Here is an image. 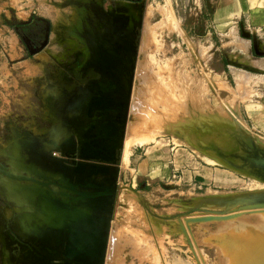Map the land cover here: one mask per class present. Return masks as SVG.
Wrapping results in <instances>:
<instances>
[{
  "label": "rangeland",
  "instance_id": "1",
  "mask_svg": "<svg viewBox=\"0 0 264 264\" xmlns=\"http://www.w3.org/2000/svg\"><path fill=\"white\" fill-rule=\"evenodd\" d=\"M218 1L46 0L24 21H0V165L27 174L26 163L61 157L60 144L87 125L99 80L87 67L91 37L105 38V12L128 17L136 66L104 264H231L242 241L263 243L264 208L210 211L224 209L220 198L264 192L234 167L245 153L237 140L264 149L245 112L264 91V46ZM24 23L35 38L50 26L25 58L13 29ZM20 185L0 172V264L38 251L42 221Z\"/></svg>",
  "mask_w": 264,
  "mask_h": 264
},
{
  "label": "water",
  "instance_id": "2",
  "mask_svg": "<svg viewBox=\"0 0 264 264\" xmlns=\"http://www.w3.org/2000/svg\"><path fill=\"white\" fill-rule=\"evenodd\" d=\"M104 14L101 23L106 29L105 38L103 33L95 32L90 40L87 67L98 74L99 80L88 89L91 94L84 111L87 125L75 127L76 137L60 144L61 157L46 159L39 165L26 163L27 174L14 173L0 165L2 175L22 182L16 190L29 195L39 215L33 220L42 221L33 225L38 251L22 253L13 264L105 262L118 190L116 164L124 142L137 42H132L127 33L126 15L114 10ZM237 141L245 153L237 156L242 162L234 167L264 181V149L254 142L247 149ZM217 203L224 207L210 210L217 214L231 208H264V192L220 198Z\"/></svg>",
  "mask_w": 264,
  "mask_h": 264
},
{
  "label": "crops",
  "instance_id": "3",
  "mask_svg": "<svg viewBox=\"0 0 264 264\" xmlns=\"http://www.w3.org/2000/svg\"><path fill=\"white\" fill-rule=\"evenodd\" d=\"M44 1L46 0H0V21L11 16L24 21L28 16L35 14ZM47 1L54 3L53 0ZM218 3L225 5L227 19L235 21L237 30L240 27L248 36H259L264 46V0H219ZM260 96L246 105L245 112L253 134L264 140V91ZM205 170L216 178L221 172L220 169L210 167ZM4 237L5 235H2V238Z\"/></svg>",
  "mask_w": 264,
  "mask_h": 264
},
{
  "label": "bare ground",
  "instance_id": "4",
  "mask_svg": "<svg viewBox=\"0 0 264 264\" xmlns=\"http://www.w3.org/2000/svg\"><path fill=\"white\" fill-rule=\"evenodd\" d=\"M81 17V16H80ZM77 18V17H76ZM74 19V18H73ZM61 21V20H60ZM68 21V20H67ZM81 23V22H80ZM57 24V23H56ZM57 26V25H56ZM63 26V25H62ZM61 26V27H62ZM69 26V25H68ZM75 27V26H74ZM65 28V27H64ZM80 28V27H79ZM57 29V28H56ZM73 31V30H72ZM71 31V32H72ZM65 35V34H64ZM69 36V35H68ZM82 41V40H81ZM136 66V65H135ZM246 75H248L246 73ZM91 78V77H90ZM134 78V77H133ZM134 80V79H133ZM133 85V84H132ZM73 87V86H72ZM78 92V91H77ZM132 93V90H131ZM71 94V93H70ZM81 96V95H80ZM82 98V97H81ZM85 98V96H84ZM130 98H131V94H130ZM70 100V99H69ZM81 100V99H80ZM131 100V99H130ZM130 107V104H129ZM79 108V106L77 107ZM67 110V109H66ZM68 111V110H67ZM127 126V123H126ZM65 133V132H64ZM125 133H126V129H125ZM125 138V136H124ZM243 252L238 253V258L237 261L235 260H231L233 262V264H262L264 261V239H263V243L261 242H256L255 240L251 241L250 243H246L244 241H242V243H240L238 245ZM232 248V247H231ZM236 258V257H235ZM241 258V259H240ZM239 261V263H238ZM232 262H230L232 264Z\"/></svg>",
  "mask_w": 264,
  "mask_h": 264
},
{
  "label": "flooded vegetation",
  "instance_id": "5",
  "mask_svg": "<svg viewBox=\"0 0 264 264\" xmlns=\"http://www.w3.org/2000/svg\"><path fill=\"white\" fill-rule=\"evenodd\" d=\"M13 29L14 31L16 32V34L20 37V39L22 40L23 42V45L25 47V51L27 52L25 55H22V57L25 58V56L27 54H29L30 56H33L30 54V50H36V53H39L41 50H39V48L42 46V42L44 41L45 39V33L46 31L48 32L50 30V26L48 27L47 26V29H44L43 31V36L42 35H38L39 37H33V34L32 32H30V30L28 29L27 27V24L24 23V24H19V25H16V26H13ZM42 36V37H40ZM41 38V39H40ZM45 42H48V39L45 40ZM111 43V41L109 42ZM48 45V43L45 44V46L42 47V49L44 47H46ZM22 61V60H21ZM104 80V77L100 76V81L103 82Z\"/></svg>",
  "mask_w": 264,
  "mask_h": 264
}]
</instances>
